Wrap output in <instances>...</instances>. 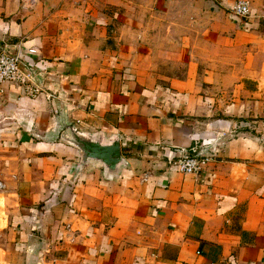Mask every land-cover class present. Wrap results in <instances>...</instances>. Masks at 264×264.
I'll use <instances>...</instances> for the list:
<instances>
[{
  "label": "crops",
  "instance_id": "0c3cea01",
  "mask_svg": "<svg viewBox=\"0 0 264 264\" xmlns=\"http://www.w3.org/2000/svg\"><path fill=\"white\" fill-rule=\"evenodd\" d=\"M169 1L0 0V49L43 90L8 85L0 103V264H264V0L244 22L236 0H198L238 27L232 60H204L191 28L162 26L181 19L150 12ZM145 42L168 71L130 69ZM62 116L119 138L117 179L72 174ZM191 148L208 160L182 173L172 162Z\"/></svg>",
  "mask_w": 264,
  "mask_h": 264
},
{
  "label": "rangeland",
  "instance_id": "374dc122",
  "mask_svg": "<svg viewBox=\"0 0 264 264\" xmlns=\"http://www.w3.org/2000/svg\"><path fill=\"white\" fill-rule=\"evenodd\" d=\"M145 15H148L147 10H145ZM160 11L161 15L165 13H181V19L174 20H166L162 16L158 19L160 22H162L163 25H170V22H173L172 26L174 27H180V29L184 30H189L191 28V31L194 33L192 36L193 43H196L198 45L204 44V60L209 59L213 60L216 57L217 58H222L225 60H232L238 53L232 50V46L236 43L237 41H232L234 38V34L236 31H238V27L232 25L231 22L228 20V10L223 9L222 7H218L217 4L215 3L214 5L209 4V3H204L201 4L198 2V0H190L189 2H181V0L176 3H172L171 1L165 3L164 5L160 6H155L150 9V12H157ZM190 13V15L187 16V20L184 21L183 19V13ZM231 13V12H230ZM152 18V17H151ZM246 20V19H244ZM151 24L154 22L151 21ZM138 25H135V27ZM155 27V28H154ZM141 28V27H140ZM150 32H152V29H156V26L153 25L151 26ZM225 37V47L224 48H219L218 49V43H222L221 41ZM139 40V42L143 41V38H137L136 36L133 37ZM152 41V40H151ZM150 42V41H148ZM165 43H169L168 40L165 41ZM140 46V47H139ZM138 50H134L133 52H130L129 54L133 58V61H130V69L133 68L134 71L136 69L139 72H142L141 68H135L138 63L141 62V60H145L146 64L149 65L150 68H147L146 71L148 72H155L154 69H156V72L160 71H168V68H163L166 64H159L162 66V68L156 67V68H151L153 64H158L159 63V52H156L155 54L158 55V62H155L153 59V52H152V44H148L145 42V47H142V44H138ZM140 49V50H139ZM168 52H161V58L164 60V56L167 55ZM195 55V54H194ZM166 59V58H165ZM169 59V58H168ZM149 60V62H148ZM182 70V68L177 69ZM153 72V73H154Z\"/></svg>",
  "mask_w": 264,
  "mask_h": 264
},
{
  "label": "water",
  "instance_id": "95a60500",
  "mask_svg": "<svg viewBox=\"0 0 264 264\" xmlns=\"http://www.w3.org/2000/svg\"><path fill=\"white\" fill-rule=\"evenodd\" d=\"M53 131L56 133L55 139L65 141L76 150L78 161L72 168L73 175L84 173L96 165L105 179L115 180L127 164L122 155L124 148L117 136L105 140L100 133L78 131L63 116L58 119Z\"/></svg>",
  "mask_w": 264,
  "mask_h": 264
},
{
  "label": "built area",
  "instance_id": "2783aa9c",
  "mask_svg": "<svg viewBox=\"0 0 264 264\" xmlns=\"http://www.w3.org/2000/svg\"><path fill=\"white\" fill-rule=\"evenodd\" d=\"M230 12L247 19L251 15V4L248 0H236L231 4ZM8 85H15L24 95L31 98H36L43 91L30 69L24 65L20 55L2 48L0 49V103ZM190 151L192 155H185L172 162L182 173H197L208 160V156L201 151L195 148H191Z\"/></svg>",
  "mask_w": 264,
  "mask_h": 264
},
{
  "label": "trees",
  "instance_id": "16d2710c",
  "mask_svg": "<svg viewBox=\"0 0 264 264\" xmlns=\"http://www.w3.org/2000/svg\"><path fill=\"white\" fill-rule=\"evenodd\" d=\"M233 15V14H232ZM234 16V17H233ZM232 17L236 20H239V21H241V22H244L245 20L243 19V18H240V17H238V16H236V15H233ZM190 155H192V153H191V151L189 150L188 151V153H187V156H190Z\"/></svg>",
  "mask_w": 264,
  "mask_h": 264
}]
</instances>
